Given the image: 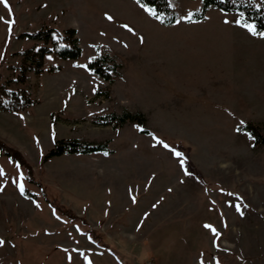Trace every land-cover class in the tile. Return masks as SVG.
I'll list each match as a JSON object with an SVG mask.
<instances>
[{
    "label": "rangeland",
    "instance_id": "374dc122",
    "mask_svg": "<svg viewBox=\"0 0 264 264\" xmlns=\"http://www.w3.org/2000/svg\"><path fill=\"white\" fill-rule=\"evenodd\" d=\"M201 1L169 0L171 25L136 0L0 3V85L32 46L21 34L73 28L82 50L46 55L24 84L36 103L0 111L17 158L0 151V264H264V142L239 128L264 122V38L236 13L187 21ZM100 53L120 65L111 84L86 69ZM123 111L143 113L149 133L97 121ZM66 137L114 152L43 162Z\"/></svg>",
    "mask_w": 264,
    "mask_h": 264
},
{
    "label": "trees",
    "instance_id": "16d2710c",
    "mask_svg": "<svg viewBox=\"0 0 264 264\" xmlns=\"http://www.w3.org/2000/svg\"><path fill=\"white\" fill-rule=\"evenodd\" d=\"M141 4L156 13L157 19L164 25H171L177 19V13L171 6L169 0H141ZM217 9L222 12L236 13L242 23L254 26L258 32L264 33V0L256 3L255 0H202L198 10L193 12L187 21H200L205 18L209 9ZM75 29L66 28L57 33L52 27H41L34 33H24L21 37L32 41V46L26 48L18 54L20 62L16 67L13 78H9L6 84L0 85V111L19 112L36 103L24 88L29 74L39 75L43 72L44 59L48 54L58 56L64 60H77L81 56V47L75 36ZM99 50V46H97ZM119 64L115 62L113 56L108 53L99 54L95 58L88 60L86 69L104 81L111 84L119 75ZM52 68L50 67L49 70ZM9 83H14L19 88H10ZM98 93L107 94L106 91ZM100 124L111 126L114 130L121 128L126 123H135L142 127L141 132L149 133L143 126L146 124V116L141 112L123 111L121 113H105L97 117ZM241 130L258 141V137L264 142V122L246 123L239 126ZM109 140L87 141L79 138H58L53 146L43 155L42 161L46 162L53 157L70 154L90 155L94 153L111 154L113 149L109 147ZM0 151L12 159L14 155L10 150H5L0 142ZM18 161V160H17ZM23 166V165H22ZM26 196L27 191L23 192ZM121 264H125L121 262Z\"/></svg>",
    "mask_w": 264,
    "mask_h": 264
},
{
    "label": "snow or ice",
    "instance_id": "6c2138e0",
    "mask_svg": "<svg viewBox=\"0 0 264 264\" xmlns=\"http://www.w3.org/2000/svg\"><path fill=\"white\" fill-rule=\"evenodd\" d=\"M0 3H3L4 6H5L6 8H8L9 12H11V8H10V6L8 5L7 0H0ZM136 3H137V4H141V0H136ZM141 7H143L142 4H141ZM146 11H148L149 14L152 15L153 17L158 18V17L156 16V13H155L154 11H152L151 9H146ZM108 19L111 20L112 17L109 16ZM4 22H5V23H9V25H11V24H14V23H15V20L13 19V20H11V21H4ZM246 27H247V30H248L253 36H260V37L264 38V33L258 32L254 26L246 25ZM9 31H11V27L9 28ZM129 31H131V29H129ZM158 143L163 144V147H165L166 149L169 148V146H168L167 144L163 143L162 141H158ZM173 154H174V156L178 159V161H179L181 167H183V165H184V160H183L182 154L179 153V152H175V151L173 152ZM106 155H107V154H106ZM0 174H2V173H0ZM185 174H186V175H190V173H188L187 170H185ZM20 191H21V193L23 194V191H24L23 184L20 185ZM229 195H231V194H229ZM133 200H134V202H135V198H133ZM37 207H39V205H37ZM235 207H236L237 211H240V205H236ZM241 214H243V213L241 212ZM205 227L210 228V230L213 232L214 235H219V233H217L216 230H215L214 228H211V226H209V225H205ZM3 243H4V241L0 240V245H2Z\"/></svg>",
    "mask_w": 264,
    "mask_h": 264
}]
</instances>
